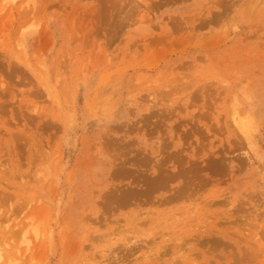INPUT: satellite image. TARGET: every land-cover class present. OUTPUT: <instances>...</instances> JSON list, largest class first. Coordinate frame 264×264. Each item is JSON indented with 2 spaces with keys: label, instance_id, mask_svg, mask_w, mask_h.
<instances>
[{
  "label": "rangeland",
  "instance_id": "1",
  "mask_svg": "<svg viewBox=\"0 0 264 264\" xmlns=\"http://www.w3.org/2000/svg\"><path fill=\"white\" fill-rule=\"evenodd\" d=\"M233 1L0 0L2 262L264 263V0Z\"/></svg>",
  "mask_w": 264,
  "mask_h": 264
},
{
  "label": "bare ground",
  "instance_id": "2",
  "mask_svg": "<svg viewBox=\"0 0 264 264\" xmlns=\"http://www.w3.org/2000/svg\"><path fill=\"white\" fill-rule=\"evenodd\" d=\"M216 1H217L218 4L224 2V0H219V2H218V0H215V2H216ZM220 1H221V2H220ZM222 1H223V2H222ZM231 1L234 2L233 0H231ZM235 1H236V0H235ZM241 1H242V0H241ZM244 1H245V0H244ZM257 1H258V0H257ZM257 1L255 0V2H257ZM204 2H205V1H204ZM242 2H243V1H242ZM213 3H214V2H213ZM224 3H225V2H224ZM234 3H235V2H234ZM236 3H237V2H236ZM239 3H240V2H239ZM244 3H246V2H244ZM215 4H216V3H215ZM218 4H216V5H218ZM226 4H228V2H227ZM231 5H232V4H231ZM219 6L222 7L221 4H220ZM226 6H227V5H226ZM230 7H231V6H230ZM227 8L229 9L228 6H227ZM225 9H226V8L224 7V10H225ZM213 12H214V11H213ZM213 12H212V13H213ZM216 13H217V12H216ZM216 13H215V14H216ZM215 19H216V18H215ZM201 21H202V20H201ZM207 22H208V21H207ZM210 23H211V22H210ZM169 37H170V36H169ZM20 47H21V46H20ZM121 51H122V50H121ZM148 51H149V50H148ZM22 52H23V51H22ZM105 52H106V51H105ZM118 52H119V51H118ZM135 52H136V51H135ZM130 53H131V52H130ZM136 53H137V52H136ZM125 54H126V53H125ZM131 55H132V54H131ZM137 55H138V53H137ZM18 56H19V55H18ZM107 57H108V56H107ZM131 57H132V56H131ZM134 57H135V56H134ZM187 57H188V56H187ZM24 59H25V58H24ZM135 59H136V58H135ZM135 59H134V60H135ZM180 59H181V57H180ZM107 61H108V60H107ZM108 62H109V61H108ZM167 64H168V63H167ZM238 65H239V64H238ZM248 65H249V64H248ZM97 66H98V65H97ZM122 76H123V75H122ZM40 78H41V77H40ZM121 78H122V77H121ZM156 81H157V80H156ZM215 81H216V80H215ZM215 83L217 84V82H215ZM110 84H111V83H110ZM105 86H106V84H105ZM109 86H110V85H109ZM115 87H116V86H115ZM218 87H221V86H218ZM104 88H105V87H104ZM249 88H250V87H249ZM217 89H218V88H217ZM221 90H222V88H221ZM223 90H224V89H223ZM47 91H48V90H47ZM214 91H215V90H214ZM214 91H212V92H214ZM219 91H220V90H219ZM217 92H218V91H217ZM220 92H221V91H220ZM220 92H219L218 94H221ZM214 93H215V92H214ZM214 93H213V94H214ZM251 93H252V92H251ZM211 94H212V93H211ZM211 94H210V95H211ZM218 94H217V95H218ZM213 96H215V95H213ZM213 96H212V97H213ZM248 96H249V95H248ZM218 98L220 99V96H219ZM155 104H157V103H154V105H155ZM233 105H234V104H233ZM235 107L237 108L236 105H235ZM246 109H247V108H246ZM232 111H233V113H232L230 116H231V118H232V124H233V126L236 128V130L239 131V133H240L241 135H243L244 137L247 138L248 135H249V127H248V125H247V122L245 121V118H244L243 113H242L241 111H239L238 109H233ZM248 119H250V118H247V120H248ZM251 120H252V119H251ZM249 121H250V120H249ZM251 123H252V122H251ZM256 125H257V123H256ZM254 127H255V126H254ZM250 129H251V128H250ZM237 133H238V132H237ZM250 134H251V133H250ZM242 139H243V137H242ZM248 139H249V138H248ZM249 140H250V139H249ZM252 143H253V142H252ZM59 158H60V156H59ZM249 158H250V156H249ZM60 160H61V159H60ZM55 165H56V164H55ZM58 170H59V169H58ZM157 175H158V174H157ZM47 178H48V177H47ZM159 178H160V177H159ZM159 178H158V179H159ZM235 193H236V192H235ZM214 205H215V204H214ZM193 210H194V209H193ZM208 212H209V211H208ZM189 213H190V212H189ZM189 213H188V214H189ZM205 213H206V212H205ZM175 214H177V213H175ZM218 214H219V213H218ZM173 215H174V213H173ZM190 215H191V214H190ZM196 215H197V214H196ZM202 215H203V214H202ZM175 216H177V215H175ZM200 216H201V215H200ZM200 216H199V217H200ZM138 217H139V216H138ZM194 217H195V216H194ZM194 217H193V218H194ZM210 217H212L211 219L213 220L214 216H210ZM217 217H218V216H217ZM7 218H8V217H7ZM7 218H6V219H7ZM103 218H104V217H103ZM105 218H107V217H105ZM191 218H192V217H191ZM201 218H202V217H201ZM220 218H222L221 215H220ZM228 218H229V217H228ZM101 219H102V218H101ZM119 219H120V218H119ZM125 219H126V218H125ZM130 219H131V218H130ZM166 219H167V218H166ZM208 219H210V218L208 217ZM217 219H218V218H217ZM224 219H225V218H224ZM240 219H241V218H240ZM181 220H182V219H181ZM181 220H180V221H181ZM184 220H185V219H184ZM234 220H236V219L234 218ZM170 221H171V220H170ZM195 221H196V220H195V218H194V221H193V222H195ZM213 221H214V220H213ZM232 221H233V220H232ZM21 222H22V221H21ZM141 222H142V223H143V222L146 223V221H141ZM217 222H218V221H217ZM221 222H222V221H221ZM221 222H220V223H221ZM229 222H230V221H229ZM229 222H228V224H230ZM23 223H25V222H23ZM23 223H22V224H23ZM138 223H139V222H138ZM206 223H207V222H206ZM220 223H218V225H219ZM224 223L226 224V222H224ZM224 223H223V224H224ZM22 224L20 223V225H22ZM25 224H26V223H25ZM27 224H28V223H27ZM27 224H26V225H27ZM146 224H147V223H146ZM178 224H179V223H178ZM183 224H184V223H183ZM187 224H188V223H187ZM210 224H211V223H210ZM223 224H222V226H223ZM14 225H15V224H14ZM20 225H19V226H20ZM23 225H24V224H23ZM188 225H189V224H188ZM203 225H204V224H203ZM220 225H221V224H220ZM220 225H219V227H220ZM2 226H3V225H2ZM174 226H175V225H174ZM206 226H207V225H206ZM216 226H217V224H216ZM229 226H230V225H229ZM6 227H7V226H6ZM21 227H22L21 230H23L24 227H23V226H21ZM26 227H27V226H25V229H26ZM31 227H33V225H32ZM126 227H127V226H126ZM200 227H201V226H200ZM214 227H215V226H214ZM219 227L217 226V228H219ZM223 227H224V226H223ZM1 228H2V227H1ZM4 228H5V227H4ZM35 228H36V227H35ZM144 228H145V227H144ZM208 228H209V227H208ZM217 228H215V229H217ZM229 228H230V227H229ZM2 229H3V228H2ZM5 229H6V228H5ZM25 229H24V230H25ZM33 229H34V228H33ZM191 229H192V228H191ZM201 229H202V228H201ZM209 229H210V228H209ZM215 229H214V230H215ZM221 229H222V228H221ZM12 230H13V229H12ZM17 230H18V229H17ZM24 230H23V231H24ZM194 230H195V229H194ZM196 230H197V229H196ZM198 230H200V229H198ZM198 230H197V231H198ZM212 230H213V228H212ZM214 230H213V231H214ZM4 231H5V230H4ZM19 231H20V230H19ZM19 231H17L18 234L16 233V237H17V238L21 237L20 234L23 233V232L20 231V234H19ZM25 231L27 232V229H26ZM37 231H38V230H37ZM113 231H114V230H113ZM201 231H202V230H201ZM218 231H219V230H218ZM229 231H230V229H229ZM12 232H13V231H12ZM15 232H16V230H15ZM15 232H14V233H15ZM26 232H24V233H26ZM198 232H199V231H198ZM202 232H203V231H202ZM211 232H212V231H211ZM233 232H234V230H233ZM235 232H236V231H235ZM242 232H243V231H242ZM177 233H178V232H177ZM205 233H206V232H205ZM207 233H208V232H207ZM214 233H215V231H214ZM214 233H212V235H213ZM216 233H217V232H216ZM216 233H215V234H216ZM240 233H241V232H240ZM11 234H12V233H11ZM26 234H27V233H26ZM148 234H149V233H148ZM194 234H195V233H193V235H194ZM217 234H219V232H218ZM229 234H232V233H229ZM236 234H237V233H236ZM7 235H8V234H7ZM13 235H14V234H13ZM19 235H20V236H19ZM37 235H38V234H37ZM63 235H64V234H63ZM114 235H116V233H115ZM123 235H124V234H123ZM137 235H138V234H137ZM137 235H136V236H137ZM145 235H146V234H145ZM208 235H209V234H208ZM241 235H243V234H241ZM5 236H6V235H5ZM10 236H11V235H10ZM25 236H26V235H23L24 238H25ZM28 236H29V235H28ZM196 236H197V235H196ZM196 236H195V237H196ZM213 236L215 237V235H213ZM232 236L235 238V233H233ZM12 237H13V236H12ZM23 237H22V238H23ZM39 237H40V235H39ZM100 237H101V236H100ZM158 237H159V235H158ZM192 237H194V236H192ZM195 237H194V238H195ZM206 237H207V236H206ZM218 237H219V235L217 236V238H218ZM236 237H237V235H236ZM240 237H241V236H240ZM22 238H20L18 241L22 240ZM34 238H35V241H36V240H37V239H36L37 237H34ZM164 238H165V237H164ZM194 238H193V239H194ZM196 238H197V237H196ZM215 238H216V237H215ZM237 238H238V237H237ZM5 239H6V238H5ZM204 239H206V238H204ZM204 239L202 238V240H204ZM219 239H220V238H219ZM224 239H225V238H224ZM228 239H229V238H228ZM230 239H232V237H231ZM8 240H9V237H8ZM10 240H11V237H10ZM39 240H40V239H39ZM140 240H141V239H140ZM173 240H174V239H173ZM181 240H182V239H181ZM210 240H211V239H210ZM210 240L208 239V240H206V241L209 242ZM217 240H218V239H217ZM225 240H227V239H225ZM225 240H224V241H225ZM232 240H234V239H232ZM232 240H231V241H232ZM28 241H29V240H28ZM32 241H33V240H32ZM40 241H41V240H40ZM158 241H159V240H158ZM158 241H157V242H158ZM175 241H176V240H175ZM175 241H174V243H177V242H175ZM177 241H178V240H177ZM194 241H195V239H194ZM204 241H205V240H204ZM218 241H219V240H218ZM218 241H217L216 243H217V244L219 243V246H220L221 243L218 242ZM220 241L222 242V240H220ZM236 241H239V240L237 239ZM245 241H246V240H245ZM7 242H8V241H7ZM9 242H10V241H9ZM12 242H13V241H12ZM24 242H25V241H24ZM145 242H146V241H145ZM164 242H165V241H164ZM207 242H206V244H207ZM228 242H229V241H228ZM146 243H147V242H146ZM149 243H150V242H149ZM149 243H148V244H149ZM151 243H152V242H151ZM160 243H161V242H160ZM160 243H159V244H160ZM172 243H173V242H172ZM195 243H196V242H195ZM198 243H201V242L198 241ZM210 243H211V242H210ZM216 243H214L215 246H217ZM224 243H226V242H224ZM239 243H241V242H239ZM20 244H22V243H20ZM26 244H27V243H26ZM26 244H25V245H26ZM33 244H34V243H33ZM159 244H158V245H159ZM208 244H209V243H208ZM230 244H231V242H230ZM230 244H229V245H230ZM234 244H235V243H234ZM28 245H30V243H29ZM28 245H27V246H28ZM120 245H121V244H120ZM198 245H199V244H197V246H198ZM200 245H201V244H200ZM212 245H213V244H212ZM227 245H228V244H227ZM227 245H226V244L223 245V242H222V246H224L225 248H226ZM229 245H228V246H229ZM3 246H5V245L3 244ZM7 246H8V245H6V247H7ZM27 246H26V247H27ZM33 246H34V245H33ZM33 246H32V247H33ZM118 246H119V244H118ZM141 246H142V245H141ZM143 246H144V245H143ZM165 246H166V245H165ZM167 246H168V244H167ZM185 246H186V245H185ZM194 246H195V245H194ZM201 246H202V245H201ZM209 246H210V247H209ZM209 246H208V247L211 248V245H209ZM215 246H213V247H215ZM228 246H227V247H228ZM256 246H257V245H256ZM12 247H13V246H12ZM30 247H31V246H30ZM116 247H117V246H115V248H116ZM169 247H170V246H169ZM174 247H175V246H174ZM183 247H184V246H183ZM199 247H200V246H199ZM208 247H207V248H208ZM213 247H212V249H213ZM220 247H221V246H220ZM229 247L231 248L232 245L229 246ZM241 247H242V246H241ZM241 247H240V248H241ZM112 248H113V247H112ZM119 248H120V246H119ZM138 248H140V247H139V244H138ZM152 248H153V246H152ZM185 248H186V247H185ZM218 248H219V247H218ZM221 248H222V247H221ZM232 248H233V247H232ZM250 248H251V247H250ZM0 249H1V248H0ZM24 249H25V248H24ZM29 249H30V248H29ZM46 249H47V248H46ZM116 249H117V248H116ZM145 249H146V248H145ZM164 249H166V248H164ZM193 249H194V248H193ZM202 249H203V247H202ZM216 249H217V247H216ZM216 249L214 248V250H215V254H216ZM222 249H223V248H222ZM226 249H227V248H226ZM237 249H238V248H237ZM252 249H253V251H254L255 248H252ZM16 250H17V249H16ZM19 250H20V249H19ZM26 250H27V249H25V251H26ZM36 250H37V249H36ZM44 250H45V249H44ZM113 250H115V249H113ZM134 250H135V249H134ZM149 250H152V251H153V249H151V248H150ZM168 250H169V248L167 249V252H168ZM180 250H181V249H180ZM183 250H184V249H183ZM186 250H187V249H186ZM204 250H205V249H204ZM207 250H208V249H207ZM209 250H211V249H209ZM209 250H208V251H209ZM214 250H212L213 253H214ZM224 250H225V249H224ZM250 250H251V249H250ZM256 250H257V249H256ZM32 251H33V250H32ZM32 251H31V254H32ZM120 251H121V250H120ZM137 251H138V250H137ZM181 251H182V250H181ZM192 251H193V250H192ZM197 251H198V249H197ZM197 251H196V253H197ZM226 251H227V250H226ZM238 251H239V250H238ZM238 251H237V252H238ZM0 252H1V250H0ZM169 252H170V250H169ZM172 252H173V251H172ZM203 252H204V251H203ZM205 252H207V251L205 250ZM210 252H211V251H210ZM210 252H208V253H210ZM217 252H218V251H217ZM228 252H229V251H228ZM243 252H244V250H243ZM251 252H252V251H250L249 253H251ZM255 252H257V251H254V253H255ZM18 253H19V251H18ZM24 253H25V252H24ZM121 253H122V252H121ZM165 253H166V252H165ZM196 253L193 254V255H195V257H196ZM200 253H201V252H200ZM244 253H245V252H244ZM15 254H16V253H15ZM119 254H120V253H119ZM163 254H164V253H163ZM188 254H189V253H188ZM215 254H213V256H217V255L220 256L219 254H216V255H215ZM226 254H228V253H226ZM229 254H230V252H229ZM229 254L226 255V256H228V257L231 256L230 259H232V254H230V255H229ZM240 254H241V253H240ZM246 254H247V253H246ZM246 254H245V255H246ZM255 254H256V253H255ZM255 254H254V255L251 254V255L257 258V256H256ZM8 255H9V253H8ZM8 255L6 256L7 259H8V257L10 258V256H8ZM165 255H166V254H165ZM165 255H164V256H165ZM179 255H181V254H179ZM191 255H192V254H191ZM191 255H190V256H191ZM193 255H192L191 257H194ZM198 255L200 256L199 253H198ZM203 255H204V254H203ZM210 255H211V254H210ZM222 255H224V254H222ZM222 255H221V257H222ZM235 255H236V254H235ZM235 255H234V256H235ZM248 255L251 256L250 254H248ZM17 256H18V255H17ZM23 256H24V255H23ZM26 256H27V255H26ZM29 256H30V254H29ZM113 256H114V255H113ZM143 256H144V255H143ZM159 256H162V255H159ZM205 256H206V255H205ZM226 256H225V258H226ZM140 257H141V256H140ZM179 257H180V256H179ZM181 257H182V256H181ZM207 257H208V256H207ZM210 257H211V256H210ZM228 257H227V258H228ZM240 257H241V256H240ZM121 258H122V256H121ZM124 258H125V257H124ZM174 258H175V257H174ZM200 258H201V257H200ZM200 258H199V259H200ZM222 258H223V257H222ZM225 258H224V259H225ZM14 259H15V258H14ZM29 259H30V258H29ZM29 259H28V261H29ZM145 259H147V258L145 257ZM149 259H150V258H149ZM164 259H165V258H164ZM193 259H194V258H193ZM199 259H198V262L201 260V259H200V260H199ZM228 259H229V258H228ZM234 259H235V257H234ZM236 259H237V257H236ZM239 259H240V258H239ZM241 259H242V258H241ZM241 259H240V260H241ZM8 260H10V259H8ZM11 260H12V257H11ZM22 260H24V258H23ZM237 260H238V259H237ZM242 260H243V259H242ZM242 260H241V261H242ZM6 261H7V260H6ZM13 261H17V262H18V260H13ZM227 261H228V260H227ZM241 261H240V262H241ZM7 262H9V261H7ZM10 262H12V261H10ZM10 262H9V264H10ZM113 262H114V261H113ZM154 262H155V261H154ZM171 262H173V261H171ZM176 262H179V261H176ZM176 262H175V263H176ZM206 262H207V261H206ZM225 262H226V261H225ZM18 263H19V262H18ZM18 263H17V264H18ZM22 263H23V262H22ZM25 263H26V262H25ZM28 263H30V262H28ZM111 263H112V262H111ZM175 263H174V264H175ZM196 263H197V262H196ZM196 263H193V264H196ZM202 263L204 264V261H203ZM209 263H210V262H209ZM212 263H213V262H212ZM231 263H233V262H231ZM231 263L229 262V264H231ZM234 263H235V262H234ZM234 263H233V264H234ZM242 263H244V262H242ZM248 263H249V262H248ZM0 264H6L5 260L2 262V256H1V255H0ZM13 264H14V263H13ZM144 264H145V263H144ZM177 264H182V263H177ZM185 264H187V263H185ZM210 264H211V263H210ZM227 264H228V263H227ZM263 264H264V263H263Z\"/></svg>",
  "mask_w": 264,
  "mask_h": 264
}]
</instances>
